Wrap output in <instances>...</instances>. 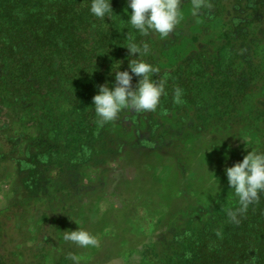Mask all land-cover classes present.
Here are the masks:
<instances>
[{
    "label": "trees",
    "instance_id": "1",
    "mask_svg": "<svg viewBox=\"0 0 264 264\" xmlns=\"http://www.w3.org/2000/svg\"><path fill=\"white\" fill-rule=\"evenodd\" d=\"M185 1L188 0H182ZM216 1L219 0H206L208 4ZM182 2L180 11L184 8ZM247 3L251 9L247 25L252 29L242 27L239 34H231L220 47L222 54L213 60L206 59L201 53L191 54L189 58L179 62L174 75L175 86L182 89L187 83L194 81L198 83V87L191 96H185L182 90L180 100L183 103H178L171 110L160 101L156 111L138 112L147 120L146 132H150V137L153 138L138 136L139 143L136 146L139 148L131 144L130 151L141 154L144 153L141 150H145L149 157H163L165 163L173 160L170 166L178 169L183 167L178 158L179 147L170 149L177 146V142H182L188 136L195 139L210 135V141L215 145L213 140L218 141L216 132L219 129L229 132L245 126L257 129L262 127L258 134L261 141L253 143L250 149L264 151V101L257 102L258 107H261L260 111L252 112L240 121L232 120L239 107V99L257 92L255 85L264 77V50L260 49L264 38V2L248 0ZM89 4L90 0H0V105L10 107L19 117L18 120L28 117L29 126L37 129V135L27 145L25 156L15 157L16 176L19 181L27 170L33 184L38 181L42 184L41 188L37 184L29 189L13 188L11 195L43 193L47 182L53 181L51 175L63 180L72 173L77 175L83 162L97 161L94 166L101 163L100 150L109 149L113 144L111 138L106 141L102 138L105 133L102 125L97 129L98 121L90 130L82 125L88 117L90 119L87 123L97 118L91 103L98 86L108 83L111 87L113 84L109 74H104V67L109 68L116 57L123 58V62L128 60V52L124 48L128 43L126 34L132 32L137 43L142 40V36L127 24L125 0H111V7L116 15L105 20L93 16L89 11ZM223 6L226 7L224 1ZM238 9L240 13L247 11ZM210 11L211 8L206 7L204 12L195 16L203 18ZM127 12L130 13L131 9H127ZM226 13L230 14V11L226 10L225 15ZM218 16L217 10L212 12L207 22ZM193 20L192 17L187 21L179 20L174 30L180 31L183 24L194 26ZM256 24L263 28L256 29ZM205 33L208 36L210 30L206 29ZM258 34L260 39L256 40ZM178 36L182 37L184 33H178ZM89 38L91 47H94L92 53H99L96 61L84 42ZM233 40L245 43L234 46ZM148 59V63L157 66L153 55H148ZM259 59H262L261 64ZM195 66L200 68L195 70ZM159 74L161 71L152 78L156 79ZM83 80L86 83L81 89L69 88L71 83ZM161 98H167V95L164 93ZM125 112L126 110L121 111L118 117ZM173 114L176 119L172 122L153 121L154 117L158 120L157 117L160 116L169 119ZM64 128L66 131L62 132ZM81 137L86 138L82 144L79 140ZM62 142L64 146H61ZM70 142L74 144L69 145ZM32 149L35 152H31ZM247 151L241 152V157ZM233 152L240 154L237 150ZM1 159L3 155H0ZM39 160H44V165L37 166ZM70 160L74 162L65 164L61 170H53L54 172L49 171L50 166H45L48 165L47 162ZM234 163L236 161L232 165ZM55 185L53 183L52 186ZM55 190L58 188L55 187ZM236 207L237 199L227 183L217 192L213 204L198 207L195 215L187 213L180 217L182 226L170 224L159 241L161 252L156 251L151 264H264V195H261L258 203L249 206L247 212L240 217L238 225L229 222L226 215L229 209ZM21 209L18 205L14 212H20ZM9 212L0 210V264H72L69 255L65 256L66 252L60 246L55 252L62 251L63 256L55 254L58 260L53 261L49 252L54 250L52 247L55 243L49 240L48 232L46 234L43 229H38L40 232L25 237L17 227L16 220L13 217L10 220L7 218ZM32 218L31 216L30 219ZM57 219L56 216L45 218L44 223L55 224ZM8 220L13 226L6 225ZM217 230L221 231L220 237L216 235ZM25 239L26 242H33V247L26 250L27 253L23 256L18 252V246ZM69 246L70 243L66 250ZM72 248L73 252L71 249L69 252L74 255L75 247Z\"/></svg>",
    "mask_w": 264,
    "mask_h": 264
},
{
    "label": "rangeland",
    "instance_id": "2",
    "mask_svg": "<svg viewBox=\"0 0 264 264\" xmlns=\"http://www.w3.org/2000/svg\"><path fill=\"white\" fill-rule=\"evenodd\" d=\"M223 1L226 7L223 6ZM247 1L219 0L214 4L210 3V13L208 12L202 18L192 14V0H188L182 2L184 8L181 10L182 15L179 20L187 21L192 17L194 26L183 24L180 26V31L173 30L167 36L159 34L142 36L140 42L149 44L151 49L149 55H153L161 71L156 79L166 78L168 81L165 87L167 98H160L168 110L178 104L174 99L176 88L174 75L179 62L184 58H189L191 54L201 53L207 57L206 59L213 60L217 55L222 54L220 47L231 34H239L242 27L246 30L252 29L247 25L251 14ZM205 8H202L200 12H204ZM238 8L247 11L240 13ZM216 10L219 16L207 22L211 13ZM226 10L230 11V14L226 13L227 16L225 15ZM225 23L228 24L225 25ZM108 26L110 27V24ZM256 27V29L263 28L260 24H256ZM206 29L210 30L208 36L205 33ZM178 33H184V36H178ZM257 39H260L259 34ZM261 41L260 49L264 50V38ZM84 42L92 53L94 47H91V38ZM241 42L233 40L232 44L235 46ZM92 54L96 61V55L99 53L93 52ZM135 55L133 54L132 58ZM144 59L149 62L148 56ZM118 61H120L119 70H128L131 74L128 60L123 62V58L116 57L109 68L105 66L103 69L104 74H109L112 83H114L115 75L112 70L117 66ZM259 61L261 64L262 59ZM200 63L202 64L201 60ZM245 65L246 63L244 64L246 68ZM199 68L195 66V70ZM243 71L246 72L245 69ZM137 79L138 77L133 75V86ZM85 83V80L71 83L69 88L81 89ZM200 84L204 85V83ZM255 86L257 92L239 99L240 104L237 112L234 113L233 121H240L252 112L261 110L257 102L264 101V77ZM196 87L198 83L191 81L182 90L185 96L187 94L191 96ZM179 103L183 101L180 100ZM18 118L6 104L0 105V155H3V159L0 160V174L3 172L0 177V210L11 212L7 218L10 220L13 217L14 221L16 220L17 227L25 234V237L30 234L33 236L41 229L46 231V234L48 232L49 240L56 245L52 247L54 250L49 252L53 261L58 260L55 254L63 256V252H66L65 256H68L69 249L73 252V246L75 247L74 255L79 257L80 264H151L154 260L153 255L155 256L156 251L161 249L160 238L166 233L170 224L182 226L183 222L180 221V217L182 218L187 213L195 215L198 207L203 208L214 203L217 192L228 183L224 169L230 167L234 161H241L243 158L241 152L249 150L253 143L261 141L258 134L262 130V127L257 129L245 126L227 132L228 130L219 129L220 126L216 132L218 141L213 140L215 145H212L210 135L195 139L188 136L182 142H177V146L170 147V149L179 147L178 158L181 159L180 164H183V169L173 167V170L170 166L173 160L165 163L163 157L157 155L149 157V153L145 150H141L144 152L141 154L130 151L131 144L139 148L136 146L139 143L138 136L149 139L153 136L150 137V132H146V119H143L138 112L126 110L114 121L102 124V131L105 133L102 138L105 141L111 138L113 144L109 149L100 150L101 163L94 166L93 164L97 161L83 162L84 165L77 171L79 174L72 173L64 180L51 175L53 181L52 183L47 182L46 191L43 193L37 195L23 193L14 196L11 195L13 188L29 189L34 184L42 187L40 181L33 184L32 180H29L27 170L24 171L19 181L16 176L15 157H24L27 145L37 135V129L29 126L28 117H22L20 120ZM157 118L159 120L154 117L153 121L172 122L176 116L173 114L169 119L164 116ZM88 119L90 118L88 117L82 126L90 130L99 118L87 123ZM232 120H230L231 123ZM100 127L101 124L97 129ZM229 127L228 125L227 128ZM65 131L64 128L62 132ZM79 140L82 144L86 138L81 137ZM73 144L74 142H70L69 145ZM61 146H64L63 142ZM235 150L240 154H233ZM31 152H35V149ZM70 162L74 161L47 162L48 165L45 166H50V172L58 171ZM44 163V160H39L37 166L44 165ZM20 181H22L21 185ZM53 183L56 184L57 191L52 186ZM18 205L21 206V211L14 212ZM20 214L23 216L21 217ZM31 216L32 219H30ZM53 216L58 218L55 224L44 223L45 218H53ZM9 220L6 225L13 226ZM58 228L61 229L58 234H55ZM72 228L86 230L95 236L96 246L81 248L73 242L65 241L61 237L62 232ZM69 243L70 246L66 250ZM19 245L21 246H18L20 249L18 252L25 256L26 250L33 247V242H26L25 239ZM58 246L63 252L61 250L59 253L55 252L59 250Z\"/></svg>",
    "mask_w": 264,
    "mask_h": 264
},
{
    "label": "clouds",
    "instance_id": "3",
    "mask_svg": "<svg viewBox=\"0 0 264 264\" xmlns=\"http://www.w3.org/2000/svg\"><path fill=\"white\" fill-rule=\"evenodd\" d=\"M127 24L141 36L159 34L167 36L179 22L182 15L180 5L182 0H125ZM210 7L206 0H192L191 11L197 15L202 8ZM127 9H131L128 13ZM90 13L100 20L111 19L113 15L111 0H90ZM128 41L124 47L128 52V70L120 71L117 66L112 70L114 83L109 87L108 83L99 85L97 93L92 97L91 105L99 118L98 123L111 122L117 119L123 110L135 112H154L160 104V98L165 93L168 83L166 78L153 79L160 69L146 62L144 57L151 52L146 42L137 43L132 32L126 34ZM133 54H136L134 58ZM133 75L138 77L133 86ZM182 89L176 87L174 99L180 102ZM207 171V169H206ZM229 188L233 190L238 207L229 209L226 213L229 222L240 223L242 217L250 205L259 202L264 195V151L250 149L242 160L224 169ZM63 239L70 241L81 248L96 246L97 239L86 230H65ZM217 237L221 231H216ZM72 264H80L79 257L69 254Z\"/></svg>",
    "mask_w": 264,
    "mask_h": 264
},
{
    "label": "water",
    "instance_id": "4",
    "mask_svg": "<svg viewBox=\"0 0 264 264\" xmlns=\"http://www.w3.org/2000/svg\"><path fill=\"white\" fill-rule=\"evenodd\" d=\"M222 149V148H221Z\"/></svg>",
    "mask_w": 264,
    "mask_h": 264
}]
</instances>
